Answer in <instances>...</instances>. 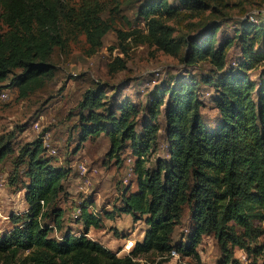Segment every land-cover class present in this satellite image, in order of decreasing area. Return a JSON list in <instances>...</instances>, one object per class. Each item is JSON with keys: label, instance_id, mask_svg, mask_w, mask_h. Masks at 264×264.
Segmentation results:
<instances>
[{"label": "trees", "instance_id": "trees-1", "mask_svg": "<svg viewBox=\"0 0 264 264\" xmlns=\"http://www.w3.org/2000/svg\"><path fill=\"white\" fill-rule=\"evenodd\" d=\"M236 1L233 5L231 0H155L138 9L142 31L117 32L123 53L124 43L132 39L174 58L183 53L182 62L187 67L208 64L210 75L202 76L201 81L214 89L212 99L219 114L214 132L202 122L199 84L192 77H173L153 90L149 120L142 124L140 134L136 133L139 107L128 100L115 105L118 111L109 108L106 115L99 113L106 108L107 86L86 91L79 105L87 110V115L80 117V143L107 131L109 158L130 143L137 190L124 196L117 213L133 221L144 217L142 242L119 257L90 240L89 229L103 226L100 216L89 212L94 201L79 207L82 233H65L60 240L50 237L53 231L63 229V211L52 207L63 192L68 171L49 163L43 141L37 139L23 145L14 162L13 175L26 166L29 182L24 200L28 210L11 216L13 229L0 234V264H163L171 251L199 263L197 247L205 235H213L218 244V264H234L235 249L249 251L258 226L264 224V13L260 12L264 0L248 9L259 12L256 22L247 14L237 23V31L225 39H219L220 25L215 19L199 26L191 36L176 37L173 26V22L182 26L204 13L220 16L221 24L226 23L224 11L241 8L250 0ZM100 12V6L91 1L67 13L60 0H0V18L6 28L0 33V88L8 82L18 98L25 99L53 77L56 70L51 57L55 49L64 50L66 45L60 17L84 32L90 52L100 49L102 38L111 29L99 17ZM236 44L240 56L228 67L229 50ZM107 67L110 74L125 68L119 58ZM256 70L258 83L249 75ZM163 107L169 161L158 159L149 170L147 163L156 144ZM13 150L12 136H1L0 165ZM9 183L15 184L13 176ZM185 205L191 206L192 231L187 243L174 245L173 230ZM50 214L53 224L46 226L43 223ZM104 217L113 220L115 215L106 212Z\"/></svg>", "mask_w": 264, "mask_h": 264}, {"label": "rangeland", "instance_id": "rangeland-1", "mask_svg": "<svg viewBox=\"0 0 264 264\" xmlns=\"http://www.w3.org/2000/svg\"><path fill=\"white\" fill-rule=\"evenodd\" d=\"M85 1L97 3L101 9L99 17L111 26L102 38L101 48L94 53L90 52L84 32L77 25L60 17V30L66 45L64 50L55 49L51 57L50 63L56 70L53 77L45 80L40 89L25 99H19L17 90L9 88L8 82L0 88V137L11 135L14 149V153L0 165V234H6L13 229L14 225L9 221L11 216L23 215L28 210L24 200V188L29 179L26 176L25 164L13 175L16 156L23 145L41 139L49 163L55 168L68 171L63 181V192L52 207L63 211V229L60 232L53 231L50 237L60 240L65 233H82L83 225L77 219L80 215L79 207L87 201H94L89 212L98 214L103 226L97 230L91 228L88 238L102 243L119 257H124L129 252L121 250L122 245L128 241L135 245L140 237L143 238L146 230L144 217L133 221L130 216L117 213L124 196L137 190L136 177L132 173L134 159L129 142L122 145L119 154L108 157L110 144L106 136L107 131L95 139L79 142L80 117L87 115V110L79 107L85 92L101 85L109 88L106 90V108L99 111L103 115H106L109 108L118 111L115 105L125 100L139 107L137 134L142 132V124L149 120L148 107L150 97L154 94L153 90L167 84L173 77L178 80H189L192 77L198 81L202 103L201 119L212 132L219 123V114L212 99L214 89L201 81L202 76L210 75L208 64L187 67L182 62L183 53L174 58L154 47L135 43L132 39L124 43V53L119 47L117 32L134 29L142 31L144 23L137 15L138 9L141 5L155 0H60L67 13H72ZM236 3V0H231V4ZM257 4H260V1L250 0L241 8L235 6L224 11L228 20L222 24L223 18L213 17L209 13L191 21L187 20L182 26L173 22L177 29L175 36H191L199 26L215 19L220 25L219 39H225L232 36L233 31H237V23L245 19L247 14L255 13L251 9L249 12L248 9ZM262 10L264 12V7ZM256 15L253 17L255 20L258 18ZM189 23L192 24L191 27L185 28ZM5 31L0 18V33ZM239 56L240 50L236 44L229 50L227 66L235 65ZM116 58L123 62L125 68L110 74L107 65ZM249 75L258 83L259 70ZM3 94L6 97H2ZM164 108L158 117L159 132L147 163L149 170L155 168V161L158 159L169 161ZM10 176L15 180L13 186L9 183ZM190 209V205L182 207L179 223L172 234L174 245L189 241L192 231ZM106 212H112L114 219H105ZM53 217V214H50L43 224L51 226ZM258 227V236L252 240L248 252L235 249L234 264H264V224ZM197 252L199 263L176 253L175 256L170 255L163 264H218L221 259L213 235L202 237Z\"/></svg>", "mask_w": 264, "mask_h": 264}, {"label": "built area", "instance_id": "built-area-1", "mask_svg": "<svg viewBox=\"0 0 264 264\" xmlns=\"http://www.w3.org/2000/svg\"><path fill=\"white\" fill-rule=\"evenodd\" d=\"M260 12H261V13H264L263 10H260ZM258 13H259V12L252 13V14L248 15L247 18H248L251 22H256V20H255L253 17H255L254 15H255V14H258ZM2 97H6V95L3 94ZM78 212H80V210H78ZM133 246H134L133 243L128 241V242H126V243H124V244L122 245V249H121V250L126 251V252H130V250H132ZM128 254H129V253H128ZM128 254H127V255H128ZM170 255L175 256V255H176V252H175V251H171Z\"/></svg>", "mask_w": 264, "mask_h": 264}, {"label": "crops", "instance_id": "crops-1", "mask_svg": "<svg viewBox=\"0 0 264 264\" xmlns=\"http://www.w3.org/2000/svg\"><path fill=\"white\" fill-rule=\"evenodd\" d=\"M91 229V228H90ZM89 229V230H90ZM146 231V230H145ZM144 235H145V232H144ZM143 238H144V236H143ZM143 238L142 237H140V239H138V241H137V243H141L142 242V240H143ZM97 242V241H96ZM97 243H99V244H101L102 245V243H100V242H97ZM103 246V245H102ZM104 247V246H103ZM106 248V247H105ZM108 249V248H107ZM109 250H111V249H109Z\"/></svg>", "mask_w": 264, "mask_h": 264}]
</instances>
